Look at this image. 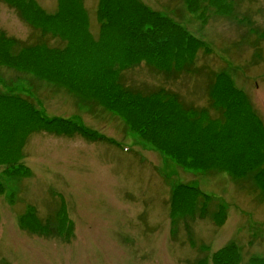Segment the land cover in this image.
<instances>
[{
  "label": "rangeland",
  "instance_id": "rangeland-1",
  "mask_svg": "<svg viewBox=\"0 0 264 264\" xmlns=\"http://www.w3.org/2000/svg\"><path fill=\"white\" fill-rule=\"evenodd\" d=\"M0 108V264H264V0H0Z\"/></svg>",
  "mask_w": 264,
  "mask_h": 264
},
{
  "label": "trees",
  "instance_id": "trees-1",
  "mask_svg": "<svg viewBox=\"0 0 264 264\" xmlns=\"http://www.w3.org/2000/svg\"><path fill=\"white\" fill-rule=\"evenodd\" d=\"M108 10V9H107ZM153 15V16H152ZM151 16L155 19V20H157L158 22H161V23H164L165 21L163 20V18L162 17H160V16H158V15H154V14H152ZM154 22H156V21H154ZM153 25H150V26H148V31L149 32H153V30L154 31H156V29L155 28H153L152 27ZM155 26V25H154ZM179 33V32H178ZM147 34V36H145V39H147V40H152V38H154V36H150V34L147 32L146 33ZM146 40V41H147ZM141 48V47H140ZM138 52V51H137ZM137 52H135V53H137ZM185 64H187V63H185ZM167 71H168V69H167ZM170 72V71H169ZM214 94H216V93H214ZM18 99H20V98H18ZM22 100V99H21ZM214 101H216V99H212L211 100V103H213ZM1 111H2V109L0 108V113H1ZM2 128L3 127H1V124H0V132H1V130H2ZM23 140V139H22ZM21 140V141H22ZM20 141V142H21ZM7 142L9 143V140H7ZM11 143H13L14 144V146L16 145L15 143H16V140H12V141H10ZM17 167H20L19 165H16ZM20 168H22V167H20ZM223 254V253H222Z\"/></svg>",
  "mask_w": 264,
  "mask_h": 264
}]
</instances>
